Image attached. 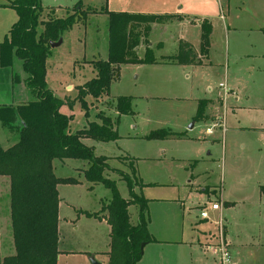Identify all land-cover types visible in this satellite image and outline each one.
Wrapping results in <instances>:
<instances>
[{"label": "rangeland", "instance_id": "374dc122", "mask_svg": "<svg viewBox=\"0 0 264 264\" xmlns=\"http://www.w3.org/2000/svg\"><path fill=\"white\" fill-rule=\"evenodd\" d=\"M13 1L0 0V47L17 21L16 11L9 6ZM78 1L83 4L81 0H40L43 10L39 21L66 17ZM220 2L222 11H216L210 20V66L164 71L147 65L137 69L134 63L121 64L118 77L109 85L108 96L95 100L87 95L86 107L77 97L78 89L94 78L91 60L107 58V17L89 14L84 23L78 22L63 32L59 44L50 47L46 58L45 83L60 101L59 112L68 118L71 133L89 123L101 122L97 117L100 113L115 121L119 139L102 143L85 138L84 145L91 147L95 156L107 159L102 176L114 181L122 198L130 199L133 194L149 200L148 229L179 241L170 264H220L218 255L207 249L202 238L191 241L197 228L205 234L213 233L209 242H217L218 217L224 225L223 232L226 229V239L231 241V259L239 260V264H264V194L260 191L264 187V57L244 56L264 54V32L247 31L264 29V0ZM226 25L236 29L233 33L230 30L228 38ZM40 30L39 24L37 33ZM156 34H150V42ZM172 42L167 38L161 54H173ZM139 56L143 58L142 50ZM221 82L226 83L228 91L224 99L220 96L223 103L217 99L219 92L224 91L219 88ZM121 96L133 97L132 114L118 115L115 107ZM24 99L34 101L36 95L25 89L16 100ZM197 99H214L213 114L220 116V127L204 119L189 129L196 115ZM210 126L214 128L207 133ZM158 129L183 133L184 139L148 140V134ZM17 132L0 126V147L6 149L15 144ZM89 166L88 161L76 158L52 160L56 177L79 182L57 184L60 196L77 208L101 216L107 213L101 207L110 202L112 192L102 183L85 180L84 172ZM124 176L130 179L131 186ZM9 188V177L0 175V258L12 254L5 252L6 247H14ZM215 202L219 209L212 211ZM202 210L209 219L198 228L194 223L200 220ZM82 212L86 211H77ZM128 213L137 220L138 206L130 205ZM81 220L77 239L102 248L101 237L107 227L95 220ZM233 247L239 249L237 254Z\"/></svg>", "mask_w": 264, "mask_h": 264}, {"label": "trees", "instance_id": "16d2710c", "mask_svg": "<svg viewBox=\"0 0 264 264\" xmlns=\"http://www.w3.org/2000/svg\"><path fill=\"white\" fill-rule=\"evenodd\" d=\"M17 13V21L11 26L0 47L1 65H10L12 55L22 63L27 75L26 88L36 95V100L12 106L0 107V120L8 128L17 130L19 139L12 146L0 147V175L9 177L10 221L14 254L0 258V264H56L58 249V192L57 184L79 183L74 178H59L53 173L52 160L76 158L90 163L84 172L87 182L102 183L111 189L112 199L101 210L106 215L82 212L86 217L104 218L110 226L108 264H138L141 259V245L156 242L147 230V200L131 194L130 199L122 198L115 188L114 181L102 176L107 168L102 156H95L93 149L81 142L89 138L99 142L119 139L114 129L115 121L101 113L97 115L100 124L92 122L87 127L71 133L68 118L59 112L60 101L47 88L45 83L46 58L50 42H57L63 32L76 23H84L89 14L107 15V58L91 61L95 77L78 89V99L86 107L84 97L95 100L106 95L111 81L118 77L121 64H153L156 59L149 47L148 35L151 24L161 23L173 15H140L125 12L96 11L84 8L78 1L72 13L47 21H39L43 7L40 0H14L9 4ZM42 31H36L37 26ZM200 48L196 53L193 46L179 40L177 51L171 56L162 57L165 63L176 65H201L208 56L211 25L204 21L200 25ZM143 46L144 56L139 58L136 49ZM157 48L161 47L158 43ZM16 80V78H14ZM116 111L119 115L132 114V97L117 98ZM3 112H9L7 114ZM199 104L194 118L201 116ZM183 133L165 129L151 131L147 139L182 138ZM131 186V181L123 177ZM264 194V187L260 188ZM138 206V222H129L128 207ZM143 246V247H144Z\"/></svg>", "mask_w": 264, "mask_h": 264}, {"label": "crops", "instance_id": "0c3cea01", "mask_svg": "<svg viewBox=\"0 0 264 264\" xmlns=\"http://www.w3.org/2000/svg\"><path fill=\"white\" fill-rule=\"evenodd\" d=\"M82 6L85 5V8H93L96 11L100 10H107L110 12H125L129 14H140V15H147V14H153V15H173V18H170L167 21L161 22V23H153L151 24V30L148 35V41H149V47L152 49L154 53V57L156 59V63L153 64H135V67L138 69L140 66H152L153 70H168L167 68H176V67H197V66H206L211 65V62H207L210 55V47L209 46V52L208 56L204 59H202L201 65H176V64H170L165 63L163 60H161L162 57L171 56L176 53L177 51V45L179 40H185L189 42L196 53H199V47H200V34H201V23L204 21H207L210 23V20L213 17L214 13L217 11H222L223 7L221 5L220 0H81ZM8 5V4H7ZM92 5V6H91ZM54 8V7H51ZM61 8V7H60ZM58 9V8H56ZM63 9V8H62ZM69 10V9H66ZM64 10V11H66ZM96 14H103L107 17L105 13H96ZM222 18V16H221ZM46 21V20H45ZM78 24V23H76ZM76 24L74 26H76ZM211 25V23H210ZM41 30L43 29V26L40 24ZM72 29V28H71ZM70 29V30H71ZM236 32L235 28L230 29L229 26H225V34L226 37H229V33ZM261 31L264 32L263 28L258 29H247V31ZM157 33L156 38L153 42H150V34ZM213 30L211 26V33L209 37V42H211V36H212ZM167 38H170L173 40V46H174V52L171 55H163L161 54L162 49L164 48V43L167 40ZM61 39V38H60ZM160 43L161 47L157 48V44ZM198 45V48H195V46ZM137 56H139V50H142L144 53L145 48L139 46L138 49H136ZM155 50V51H154ZM251 50V48H250ZM245 57H252V58H260L264 57V54H244ZM0 59H1V51H0ZM94 61V60H91ZM91 67L92 64L90 63ZM93 70V67H92ZM171 70V69H170ZM169 71V70H168ZM94 77H95V71ZM17 77L19 81H16L14 78ZM27 75L22 70V63L19 59H17L14 55H12L11 58V64L8 65H1L0 61V107L2 106H12V104L18 105L22 103L28 102L27 99L25 100H16L17 95L22 93V90L25 91L28 90L24 85V80L26 79ZM168 80L171 77L165 76ZM156 79V76L154 77ZM222 83V82H221ZM224 88L227 90L226 83L224 82ZM14 86V88H13ZM224 90V89H223ZM225 90L220 95L217 96L218 102L221 103L224 102L225 98ZM228 92V91H227ZM108 94V93H107ZM103 95L100 98H106L108 95ZM222 96L223 98L221 99ZM236 98V97H235ZM99 99V98H98ZM133 99V97H132ZM197 109L199 104L202 103V111L203 114L198 117H193V122L191 123V127L194 126V123L198 120H204L209 119L214 124L219 121L220 116L214 115L213 111L215 109V101L214 99H197ZM133 101V100H132ZM21 102V103H20ZM204 103V104H203ZM197 112V110H196ZM119 115V114H118ZM120 116V115H119ZM222 120V119H221ZM114 122V120L112 119ZM100 124L99 120L96 122ZM211 124V125H212ZM1 128H4L5 130L9 132H13V129L8 128L6 125L3 124V122L0 121ZM189 126V129H190ZM218 127V126H216ZM114 129L115 125H114ZM225 128L223 127V130ZM18 133V132H17ZM19 139V135H18ZM175 139V138H173ZM181 139V138H180ZM184 139V137L182 138ZM179 140V139H178ZM14 141V140H12ZM18 140H16L17 142ZM85 141V138L81 139V142L83 144ZM95 141V140H94ZM116 141V140H115ZM99 142V141H96ZM105 143V142H102ZM58 190V186H57ZM59 195V205H58V242H57V249H58V255H57V261L56 264H91L89 259L92 257L96 262L99 264H108V254L109 251V243H110V226L106 223L104 218L98 219L94 217H86L83 214L77 213V211H86L90 212L88 210H84L81 208H77L75 204H71L65 200V198H62L58 192ZM143 196V195H142ZM144 197V196H143ZM146 199V198H145ZM147 200V230L150 233V235L156 240V242L147 243L142 250V256L139 260L138 264H170V259L172 257V252L176 250V243L179 241L175 240L174 238H167L162 237L161 234L157 235L153 232H151L148 229V221H149V215H148V202ZM106 215L102 214L101 216ZM138 216V213H137ZM81 219H84L85 221L88 220H95L99 225L104 224L107 229L104 236H102V248H96L95 246L91 245V243H81V240H78L77 237L81 233L80 229V222ZM206 220L200 219L197 222L194 223L195 227H198L199 224L203 223ZM129 222L131 225H136L138 222L137 220H132V218L129 215ZM199 228V227H198ZM196 233L194 236H191V241L196 240L197 242L202 238L205 241V245L207 249L211 250L216 254L214 251L215 244L217 243L216 240L214 243H211L213 239V233L209 235V233H206L203 230L195 229ZM226 229H224L223 235L224 239L229 246V249L231 245V241L227 237L226 239ZM87 238V236L85 237ZM14 246V245H13ZM262 246H264V243H262ZM7 253H12L10 255H13L15 250L10 247H6L5 249ZM233 251L235 254L239 252V249H236L233 247ZM8 255V256H10ZM6 256H2L1 258H4ZM232 264H239V260L232 259Z\"/></svg>", "mask_w": 264, "mask_h": 264}, {"label": "built area", "instance_id": "2783aa9c", "mask_svg": "<svg viewBox=\"0 0 264 264\" xmlns=\"http://www.w3.org/2000/svg\"><path fill=\"white\" fill-rule=\"evenodd\" d=\"M219 88H222L225 90L224 84L219 83ZM224 93H227V90H225ZM217 126L220 127V125H218V124H217ZM213 128H214L213 126L208 127L206 129V132L210 133ZM218 209H219L218 203L215 202L211 205L212 211H217ZM199 218L207 220V219H209V215L205 210H202L199 212ZM216 224L218 225L219 232H218V236H217V238H218L217 243L215 244V247H214V251L218 255V261L220 264H232L231 253L228 249V245H227V243L224 239V235H223L224 225H223L220 217H218Z\"/></svg>", "mask_w": 264, "mask_h": 264}, {"label": "water", "instance_id": "95a60500", "mask_svg": "<svg viewBox=\"0 0 264 264\" xmlns=\"http://www.w3.org/2000/svg\"><path fill=\"white\" fill-rule=\"evenodd\" d=\"M59 41H60V39L57 42H54V43L50 42L49 43L50 47L53 48V47L57 46L59 44ZM190 128H191V126H190ZM143 246H144V244L141 245V252L143 250ZM89 261H90L91 264H99L92 257L89 259Z\"/></svg>", "mask_w": 264, "mask_h": 264}]
</instances>
